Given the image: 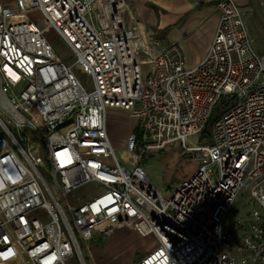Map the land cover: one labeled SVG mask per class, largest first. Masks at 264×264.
I'll list each match as a JSON object with an SVG mask.
<instances>
[{
    "label": "built area",
    "instance_id": "2783aa9c",
    "mask_svg": "<svg viewBox=\"0 0 264 264\" xmlns=\"http://www.w3.org/2000/svg\"><path fill=\"white\" fill-rule=\"evenodd\" d=\"M216 9L204 56L187 66L178 43L130 24L126 0L0 1V264H87L80 242L121 227L158 240L134 264H264V61L237 0ZM137 50L149 59L144 76ZM109 109L134 121L121 160ZM25 127L37 144L14 134ZM176 142L198 164L164 198L143 161ZM92 183L100 190L78 192ZM243 190L256 207L229 216Z\"/></svg>",
    "mask_w": 264,
    "mask_h": 264
},
{
    "label": "rangeland",
    "instance_id": "374dc122",
    "mask_svg": "<svg viewBox=\"0 0 264 264\" xmlns=\"http://www.w3.org/2000/svg\"><path fill=\"white\" fill-rule=\"evenodd\" d=\"M0 1L16 8L20 7V0ZM242 7L243 10L247 7V9L243 11L244 21L252 40V46L264 61V0H247V2L242 4ZM30 17L41 26H44L45 35L53 44L58 56L66 64H71L74 56L57 31L53 27L45 24V20L40 12L33 11L30 13ZM135 54L140 61L141 72L144 76L148 69L149 59L141 50H137ZM76 76L81 82H85L86 75L84 73L76 71ZM3 101L4 96L0 95V103ZM219 109V106H216L215 111ZM0 115L4 120L8 119V116L1 110ZM128 118L129 120H125V123H122L121 120L115 117H108V131L116 134V136H111V144L119 160H121L123 150L125 149V136L132 128L131 126L134 122L129 116ZM123 126L126 128L124 129L125 131L121 130ZM13 132L16 136H24L25 142H23V145L25 147L28 142H32L34 145L38 142L33 130L29 127L22 129L14 128ZM209 133L210 130L208 129L198 134L195 138L193 137L191 139V143L199 144L205 142L209 138ZM120 134H122L123 137L119 136ZM197 164L194 156L184 152L178 142L171 143L161 150L148 153L143 161L144 169L147 172L151 184L162 193L164 198L169 197L172 188L177 183L188 178L195 171ZM213 168L215 171H218L217 164H214ZM99 190L98 186L92 183L78 192L82 195H86L87 193H94ZM255 207L256 205L250 202L247 191L243 190L230 208L229 216H245L247 212H251ZM127 229L126 227L116 228L109 236L103 239L94 238L86 243L80 242L82 253L87 264H134L144 254L158 245V240L154 234L139 236L132 232L130 234ZM114 239L120 241L121 245L115 246L112 244L111 241H114ZM124 241H126V243H124ZM107 249H109V253H107ZM66 263L78 264V260L76 256H74L68 259Z\"/></svg>",
    "mask_w": 264,
    "mask_h": 264
},
{
    "label": "crops",
    "instance_id": "0c3cea01",
    "mask_svg": "<svg viewBox=\"0 0 264 264\" xmlns=\"http://www.w3.org/2000/svg\"><path fill=\"white\" fill-rule=\"evenodd\" d=\"M126 2L129 22L132 26L136 25L143 31L146 30L147 35L157 37L163 43L171 41L178 43L187 66H193L202 59L211 42L219 17L216 0H126ZM237 2L242 7L247 0H237ZM246 9L247 7L244 8ZM127 114L121 109H109L107 122L108 117H115L125 123V120H129ZM133 126L134 122L131 127ZM124 129L125 126L121 130ZM108 134L109 138L112 135L116 136L109 131ZM119 136L123 137L122 134ZM127 231L130 234L131 232L138 234L131 228ZM111 243L115 246L121 245L117 239L112 240ZM109 249L106 250L107 253Z\"/></svg>",
    "mask_w": 264,
    "mask_h": 264
},
{
    "label": "trees",
    "instance_id": "16d2710c",
    "mask_svg": "<svg viewBox=\"0 0 264 264\" xmlns=\"http://www.w3.org/2000/svg\"><path fill=\"white\" fill-rule=\"evenodd\" d=\"M207 130H208V128L205 129V131H207Z\"/></svg>",
    "mask_w": 264,
    "mask_h": 264
}]
</instances>
